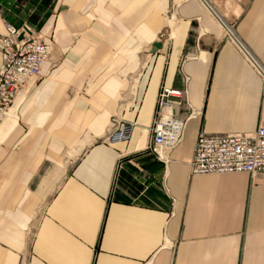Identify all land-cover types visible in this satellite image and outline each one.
I'll use <instances>...</instances> for the list:
<instances>
[{
	"label": "crops",
	"instance_id": "1",
	"mask_svg": "<svg viewBox=\"0 0 264 264\" xmlns=\"http://www.w3.org/2000/svg\"><path fill=\"white\" fill-rule=\"evenodd\" d=\"M5 23L52 52L0 125V264H264V173L190 167L200 132L259 127L264 0H0ZM163 86L196 116L160 162Z\"/></svg>",
	"mask_w": 264,
	"mask_h": 264
},
{
	"label": "built area",
	"instance_id": "2",
	"mask_svg": "<svg viewBox=\"0 0 264 264\" xmlns=\"http://www.w3.org/2000/svg\"><path fill=\"white\" fill-rule=\"evenodd\" d=\"M0 36V125L7 118L18 94L32 78H40L42 64L52 52V44L39 35L21 39L23 32L5 23ZM263 81V102L259 127L247 135H210L200 132L190 163L194 176L264 173V66L253 62ZM183 107L186 117L173 111ZM196 116L187 92L163 86L158 93L155 116L151 127L149 150L160 162L184 140L188 122ZM135 123L114 117L108 133L102 138L106 145L131 141Z\"/></svg>",
	"mask_w": 264,
	"mask_h": 264
},
{
	"label": "water",
	"instance_id": "3",
	"mask_svg": "<svg viewBox=\"0 0 264 264\" xmlns=\"http://www.w3.org/2000/svg\"><path fill=\"white\" fill-rule=\"evenodd\" d=\"M162 49H163V44L162 43H156L152 46L151 54L154 55Z\"/></svg>",
	"mask_w": 264,
	"mask_h": 264
},
{
	"label": "bare ground",
	"instance_id": "4",
	"mask_svg": "<svg viewBox=\"0 0 264 264\" xmlns=\"http://www.w3.org/2000/svg\"><path fill=\"white\" fill-rule=\"evenodd\" d=\"M244 174V173H243Z\"/></svg>",
	"mask_w": 264,
	"mask_h": 264
}]
</instances>
